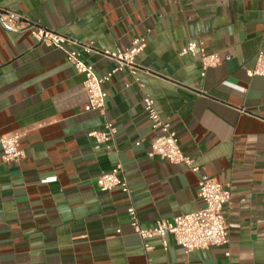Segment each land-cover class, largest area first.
Wrapping results in <instances>:
<instances>
[{"label": "crops", "instance_id": "crops-1", "mask_svg": "<svg viewBox=\"0 0 264 264\" xmlns=\"http://www.w3.org/2000/svg\"><path fill=\"white\" fill-rule=\"evenodd\" d=\"M20 16L6 26L2 12ZM26 25L88 48L84 62L102 77L103 56L142 37L134 68L103 84V114L85 111L83 77L67 61L71 46L37 43ZM199 41L218 63L179 56ZM264 52V0H0V137L18 135L22 157L0 149V264H264V77L249 76ZM150 97L197 171L149 156L154 133L142 108ZM113 124L110 147L87 136ZM139 142L138 145H135ZM122 166L128 193L100 191L96 178ZM230 192L228 242L185 253L170 235L132 232L202 207L198 181Z\"/></svg>", "mask_w": 264, "mask_h": 264}, {"label": "built area", "instance_id": "built-area-1", "mask_svg": "<svg viewBox=\"0 0 264 264\" xmlns=\"http://www.w3.org/2000/svg\"><path fill=\"white\" fill-rule=\"evenodd\" d=\"M5 25L15 27V21L20 18L18 14L11 11H4ZM20 31H28L31 37L39 44L48 47L71 46L73 49L67 54V61L75 72L83 77L82 86L86 96L84 105L85 111H97L104 113L106 107V91L103 84L116 71L127 67L134 68V59L145 47V40L138 37L132 40L129 48L121 50L115 48L113 51H104L103 56L110 58L115 67L102 77L94 73L91 64L84 62L82 53L88 48L79 46L76 41L61 35L57 32L39 26L26 25ZM190 55L200 64V75L204 76L205 71L218 63L216 53L207 52L203 43L199 41H188L179 51V56ZM264 77V52L256 54L255 65L249 72V76ZM142 108L150 123L154 137L150 142L149 156H158L171 164H184L192 172L197 171V166L189 157L181 151L176 133L171 129L170 123L162 120L155 108L154 101L144 96ZM116 134V129L111 122L106 121L101 130L90 131L87 136L96 143L105 144L110 147ZM18 135L0 137L1 160L3 162L18 161L22 157L19 149ZM136 142L135 145H138ZM96 186L100 191H110L119 187L124 193H128L125 178L122 176V166L116 164L110 172L100 174L96 178ZM197 196L202 202L199 209L176 216L170 220H156L151 228H142L139 224L136 210L133 206L126 209L129 226L143 242L145 250L149 246L146 240L157 237L161 240L164 249L167 247L165 237L170 235L176 245L181 247L185 253L195 250H203L215 246L225 245L228 242L227 226L224 218V208L230 202V192L214 179L198 181Z\"/></svg>", "mask_w": 264, "mask_h": 264}]
</instances>
